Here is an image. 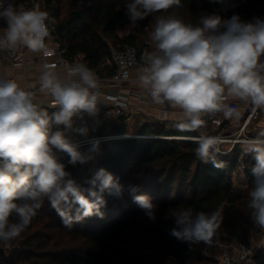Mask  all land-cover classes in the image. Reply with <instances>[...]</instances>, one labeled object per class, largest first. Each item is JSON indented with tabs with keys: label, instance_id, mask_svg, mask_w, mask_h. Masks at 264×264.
Wrapping results in <instances>:
<instances>
[{
	"label": "clouds",
	"instance_id": "1",
	"mask_svg": "<svg viewBox=\"0 0 264 264\" xmlns=\"http://www.w3.org/2000/svg\"><path fill=\"white\" fill-rule=\"evenodd\" d=\"M180 5L181 0H131L125 7L129 20L136 24L152 13ZM0 19L6 23L0 34V51L48 50L55 23L48 12L11 2L5 6V0H0ZM150 36L155 51L142 57L139 81L154 103L181 110L177 129H199L206 114L222 113L226 119L239 116L228 102L232 99L249 104L253 111L264 110V19L244 22L234 14L225 20L213 13L201 16L193 25L174 16H160ZM44 69L39 92L49 95L58 108L51 118L47 111L37 109L32 91L15 80L0 78V245L21 236L45 198L71 228L74 220L102 216L101 194L106 190L120 192L114 176L103 168L89 181L91 187L81 188L53 155V148L63 150L73 164L92 158L78 151L66 132L73 129L75 116L96 112L99 91L95 73L83 63L69 68V79H61L48 65ZM52 124L62 125L63 130L53 131ZM76 131L85 134L87 129ZM196 139L197 157L223 167L216 160L217 154H222L219 138L202 135ZM99 143L93 141L89 153L96 152ZM242 151L255 160L247 207L254 224L264 229V130L242 141ZM134 200L155 219V206L147 195H136ZM222 208L220 205L210 213L192 207L173 209L170 216L175 227L170 234L181 241L212 244ZM13 216L18 218L16 222Z\"/></svg>",
	"mask_w": 264,
	"mask_h": 264
},
{
	"label": "trees",
	"instance_id": "2",
	"mask_svg": "<svg viewBox=\"0 0 264 264\" xmlns=\"http://www.w3.org/2000/svg\"><path fill=\"white\" fill-rule=\"evenodd\" d=\"M19 1L5 0V6L9 2L18 6ZM44 1V11L56 22L51 33L61 59L69 64L83 63L91 70L105 64L113 49L135 47L145 54L155 51L150 33L160 16H174L193 25L201 16L213 13L225 20L236 14L244 22L264 18V0H181L180 6L152 13L136 24L126 15L125 6L131 0ZM64 10L66 16L60 18ZM4 27L6 23L0 19V29ZM51 127L53 131L63 130L55 124ZM112 136L123 137L99 143L94 173L89 171L87 159L73 164L66 152L53 148L68 178L81 188L91 187L89 181L101 168L114 176L120 192L106 190L101 194L102 216L74 220L68 228L45 198L29 227L16 239L17 248L8 258L11 264H182L191 246L170 234L175 227L170 213L178 207L210 213L223 205L216 232L220 240L232 239L247 246L260 240L264 232L255 228L247 207L254 180L251 169L255 160L251 155L244 154L240 160L236 146L232 154L217 155L223 167H215L211 160L197 157V143L164 138L184 136L171 134L162 124L136 126L133 133L117 124ZM89 147L78 151L87 156ZM239 161L244 164L246 182L242 189L233 187L231 181ZM136 195L151 199L155 219L135 202ZM72 215H76L75 210ZM11 219L16 222L18 218ZM255 260L264 264V247L258 249Z\"/></svg>",
	"mask_w": 264,
	"mask_h": 264
},
{
	"label": "built area",
	"instance_id": "3",
	"mask_svg": "<svg viewBox=\"0 0 264 264\" xmlns=\"http://www.w3.org/2000/svg\"><path fill=\"white\" fill-rule=\"evenodd\" d=\"M37 2L38 0H21L18 2V6H23V8L25 9H35L37 6ZM53 30L54 26L52 28V31ZM0 34H2V31H0ZM26 50V48H18L15 51H0V63L7 62L13 68L24 66L28 60L26 57ZM144 53L145 51L140 52V50L135 47H125L120 50L113 49L111 51L109 58L106 60V63L110 68H112V74L105 81V85L103 88L104 92H100V89H98L99 95L102 96L104 101L110 104L108 108L99 109L101 121L112 120L124 115L126 110L129 109V102L131 98L139 97V95L135 93L122 94L118 91L122 90L124 85L131 80V72L133 69H136L140 65V58ZM55 54H58V49L56 48H51L50 50L42 52V55L44 57ZM63 63L68 66V62L64 61ZM45 65H48L49 67H55L57 64L45 63ZM24 89L26 91H30L27 89V87ZM32 92L35 93L36 90H32ZM228 102L231 103L237 109V111L239 110V100L232 99ZM50 105L52 107H56L54 105V102H51ZM165 111L166 109L164 108L159 110L158 115L160 119L164 117ZM260 111L261 109L253 111L252 107L247 104L245 113L238 123V120L235 121L233 119H230L226 122V120L223 118L224 116L222 113L206 114L203 117L204 124L199 129L195 131H188L191 133L190 136H169L164 138L197 143L196 138L202 135L217 137L219 138V147L222 152V154L217 155L232 154L236 146L242 144V141L254 137L250 133V126L253 125L254 122L258 119V117L260 116ZM226 127H230L232 128V130H235L231 132L230 129L229 131L226 130ZM79 128H86V122L84 120L83 112L73 118V129L67 132L70 133L71 131ZM119 137L123 136H101L90 139L82 138L72 143L78 144L80 146L87 145L91 147L93 141L99 140L101 143ZM96 153L97 151L89 153L92 158L88 160H93V156ZM243 155L244 153L243 151H241L240 160ZM238 168L240 171H243L244 169V164L241 161H239ZM254 226L257 230L264 232V229L259 228L255 224ZM262 240H264V237H262L259 241L253 242L251 245L247 246L239 244L236 241L220 240L219 238H214L212 244H206L203 242L204 248L201 252L204 258H210L212 259V261H201L194 264H256L255 255L260 248ZM186 243L192 247V242L186 241ZM8 258L9 254H7V252H0V264H11Z\"/></svg>",
	"mask_w": 264,
	"mask_h": 264
},
{
	"label": "crops",
	"instance_id": "4",
	"mask_svg": "<svg viewBox=\"0 0 264 264\" xmlns=\"http://www.w3.org/2000/svg\"><path fill=\"white\" fill-rule=\"evenodd\" d=\"M41 2H42L41 0H38V4L35 9L44 11V6L42 9L41 5L43 4ZM0 31H2V29H0ZM51 48L58 49V46L54 42L52 33L50 35V39L47 41V49L50 50ZM144 55L145 53L140 58V65L136 69L132 70L131 78H130L131 80L124 85L122 90L118 91L119 93L122 94L135 93L139 95V97L131 98L129 102V109L126 110L124 115L114 118L112 120L101 121L99 109L108 108L110 104L104 101L102 96L99 95L96 112L94 114H88L87 112H83L84 120L86 122L87 132L85 134H81L76 130L71 131L70 133L66 132V136L70 142H76L77 140H80L82 138L90 139L101 136H112V130L117 124L120 125L123 124L124 126H126L128 132L130 133L135 132L136 126H141L146 123L147 124L154 123V124H162L164 128L168 132H171V134L173 135H179V134L183 136H185L186 134H188L187 136L191 135V133H187L188 132L187 130L181 131L177 129V127L175 126L182 119L181 110L178 108H172L167 104L160 105L154 103L150 95L140 84L139 69L143 64L142 57ZM26 57L28 59L26 64L20 67L13 68L7 62L0 63V78L15 80L23 88L27 87V89L30 91L36 90L33 97V103L37 106L38 110L47 111L49 117H51L52 114L58 110V108L52 107L50 105V103L53 102V100L49 95L39 92L40 78L43 71L45 70L44 69L45 63H56L57 65L51 68L58 74V76L61 79H69L68 70L69 68L73 67L76 63H71V64L68 63V66H66L63 63L64 60L61 59L59 54L49 55L44 57L42 55V52H31L28 49L26 50ZM262 59H264V57H262ZM92 71L95 73L96 79L98 81V89H100V92H104L103 88L105 85V81L111 74V70L108 64L105 62V64H103L97 70H92ZM163 108L166 109V111L164 117L160 119L158 112L160 109ZM246 108H247V104L242 101H239L238 112L240 114L239 116H237L238 120L243 117L244 115L243 113H245ZM260 114H261V118L260 121L258 122V127L264 128V110L261 109ZM120 118H122L123 121L119 120ZM223 118L226 120V122L230 120V119H226L225 117ZM237 118L234 117L235 120H237ZM229 129L230 131H232V128L226 127V130L229 131ZM242 173L243 171H240L238 166L236 170L232 172L231 176L234 174L237 176H241L240 182L238 180L233 181V178H231L233 187L239 189L245 187L246 182L243 178ZM227 240L235 241L232 239H227ZM261 247H264V240L261 241L260 248ZM203 248H204L203 242H196L192 244L191 252L182 264H194L196 262H201V261H205V262L212 261V259L204 258L202 256L201 252Z\"/></svg>",
	"mask_w": 264,
	"mask_h": 264
},
{
	"label": "rangeland",
	"instance_id": "5",
	"mask_svg": "<svg viewBox=\"0 0 264 264\" xmlns=\"http://www.w3.org/2000/svg\"><path fill=\"white\" fill-rule=\"evenodd\" d=\"M42 2V4L43 5H41V7H42V9H43V6H44V0H41ZM37 4H38V2H37ZM43 11V10H42ZM64 16H66V13H65V10L62 12V14H61V17L60 18H64ZM261 19H264V18H261ZM153 42V45L155 44L154 43V41H152ZM155 47V46H154ZM155 49V48H154ZM244 114V113H243ZM237 118V117H236ZM260 118H261V114H260V116L258 117V119L254 122V124L253 125H251L250 126V133L255 137L261 130H264V128H261V127H258V122L260 121ZM231 119H233V120H235L234 118H231ZM241 119V118H240ZM239 119V120H240ZM237 120H238V118H237ZM237 120H235V121H237ZM239 120L237 121V123L239 122ZM236 123V124H237ZM235 129H233L231 132H233ZM180 142H184V141H180ZM77 145V148H80V147H84V146H86L87 147V145H84V146H80V145H78V144H76ZM239 150H240V152L242 151V144H240L239 146ZM89 148H91V147H89ZM89 154V153H88ZM86 162L88 163V165H89V171L90 172H92V173H94L95 172V168H96V154H94V156H93V160H86ZM231 178H233V181H235V180H238L239 182L241 181V176H237V175H232L231 176ZM237 181V182H238ZM262 237H264V234H262L261 235V238ZM214 238H218L217 237V235H215L214 236ZM260 238V239H261ZM257 242V241H256ZM16 239L15 240H13V241H11L8 245H1L0 246V249H1V247H2V249H3V251H5V252H7V254H9V255H11V253L12 252H14V250H16ZM166 264H174L172 261H168Z\"/></svg>",
	"mask_w": 264,
	"mask_h": 264
},
{
	"label": "bare ground",
	"instance_id": "6",
	"mask_svg": "<svg viewBox=\"0 0 264 264\" xmlns=\"http://www.w3.org/2000/svg\"><path fill=\"white\" fill-rule=\"evenodd\" d=\"M181 140H184V139H181Z\"/></svg>",
	"mask_w": 264,
	"mask_h": 264
}]
</instances>
